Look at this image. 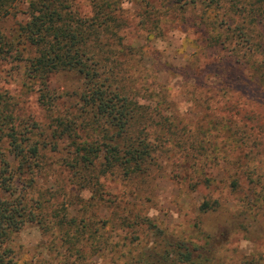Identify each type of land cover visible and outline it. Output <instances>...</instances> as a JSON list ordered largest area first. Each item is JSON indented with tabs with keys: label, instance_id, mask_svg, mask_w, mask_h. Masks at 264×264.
Wrapping results in <instances>:
<instances>
[{
	"label": "trees",
	"instance_id": "1",
	"mask_svg": "<svg viewBox=\"0 0 264 264\" xmlns=\"http://www.w3.org/2000/svg\"><path fill=\"white\" fill-rule=\"evenodd\" d=\"M196 1L204 4L207 13L202 20L208 26L210 47L227 52L223 81L229 70H240L255 99L237 98L231 104L225 100L228 112L220 126L200 123L189 140L187 128L164 107L163 94L145 89L141 95L126 77L123 60L132 46L123 42L121 34L126 24L120 13L122 0H88L87 12L80 0H0V22L25 6L17 38L26 44L18 49L0 28V62L12 63L14 74L25 80L26 92L35 93L51 121L41 128L30 116L20 115L18 101L0 90V264H95V258L118 252L117 259L125 258L123 264H222L213 247H206L215 232L207 229L205 218L222 216L227 219L221 225L224 228L232 225L244 233L255 232L253 222L264 205L262 177L259 173L249 177L246 188L241 182L264 164V106L256 110L260 101L264 105V0H170V4L181 8ZM141 22L147 23L143 18ZM60 73L78 77L71 107H61V94L49 87L50 77ZM235 117L238 123L253 125L255 135L241 128L245 125L233 123ZM197 134L208 139L221 136L214 152L237 170L225 180L232 206L219 196L204 198L192 238L169 234L146 214L128 211L114 218L119 200L106 197L110 193L105 192L101 178L114 175L142 184L155 170L157 152L163 146L173 141L184 146L189 140L193 148L204 151ZM43 151L58 153L51 161L57 162L72 186L70 194L63 189L59 201L60 188L47 189L46 196V189L37 187L51 162ZM201 174L196 176H202L203 184L211 182ZM189 179L195 178L190 175ZM84 190L88 198L81 196ZM25 222L38 225L48 259L16 256L12 237ZM125 228L141 229L153 236L154 244L134 243L132 237L126 242L128 237L121 235L114 241L110 233ZM204 238L206 242L201 243ZM130 245L138 249L136 254H131ZM123 248L127 249L121 252ZM239 264H264V255L254 250L243 255Z\"/></svg>",
	"mask_w": 264,
	"mask_h": 264
},
{
	"label": "rangeland",
	"instance_id": "2",
	"mask_svg": "<svg viewBox=\"0 0 264 264\" xmlns=\"http://www.w3.org/2000/svg\"><path fill=\"white\" fill-rule=\"evenodd\" d=\"M80 1L82 10L87 12L88 0ZM203 6L204 4L200 5L198 1L180 8L177 5L171 6L170 0H122L120 10L126 22L121 31L123 42L132 46L123 60L126 77L139 89L141 95L145 94L143 92L145 89L160 91L167 102L164 107H169L167 109L175 115L176 123L180 122V125L187 128L185 135L189 140L194 137L191 133L198 131L196 126L200 123L207 125L215 122L216 128L220 126L219 121L226 114L225 111L228 112L225 110V100L231 104L237 98L255 99L253 87L246 83L240 70H229L223 81L221 71L228 64L224 61L227 52L224 49L210 47L207 37L208 26L202 20V17L207 15ZM24 10L25 6L15 15H8L0 22L1 30L9 39L15 41L16 47L20 50L26 47V44L17 38V27L24 19L22 15ZM148 14L149 18H145ZM209 14L212 17V13ZM142 18L146 24L141 22ZM223 65L225 67H222ZM11 66L12 63L0 62V90L7 91L18 101L17 109L20 115L30 116L41 128L45 127L51 122L45 109L37 102L35 93L26 92L23 84L25 80L14 74ZM49 81L51 92L61 94L59 99L61 107H71L73 101L70 96L78 86V77L60 73L52 75ZM228 83L229 86H225ZM260 102L262 104H257V111L263 109V101ZM152 103L155 104L153 101ZM166 111L170 114L169 110ZM167 112L164 113L168 114ZM235 119L237 121L233 123L245 125L241 128L255 135L253 125L238 123V119L236 117ZM185 135L183 137H186ZM200 135L197 134L196 138L202 139L204 151L193 148L189 140L186 141V146L176 145L175 141L163 146L162 151L157 152L159 159L155 170L142 184L137 180L127 181L114 175L102 177L103 188L106 193H110L106 197L119 200V206L114 210V218L125 216L128 211L146 214L154 217L169 234L171 232L176 237L192 238L195 231L194 222H197L201 214L198 207L204 198L219 196L230 208L233 198L227 192L225 180L237 170L229 160L219 159V155L214 152L213 147L221 142L220 134L217 137L213 135L210 139L208 135ZM65 143L60 142V145ZM195 144L200 145L196 143V139ZM44 153L47 162L56 160L54 157L58 155L48 151ZM212 157L214 159H211ZM45 168L37 181V187L46 189L44 190L46 196H49L47 189L54 190L57 187L60 188V194L56 196L58 201L62 199L65 191L66 194L72 193V186L67 183L65 172L57 162L51 161L50 166ZM258 168L254 172L250 169H239L244 173L252 172L246 176L247 178L242 177L243 187H247L249 177L254 179L256 173L261 174L262 181L259 185L264 186V164ZM200 172L209 177L211 182L203 184L202 176L199 177V182L196 174ZM190 175L195 178L192 182H189ZM81 196L88 198L89 192L84 190ZM99 211L100 215L104 213ZM226 220L225 217L217 215L204 219L207 229L215 232L207 239L209 244L206 247H213L220 263L239 264L243 255H248L254 250L264 255V205L257 211L256 221L253 222L255 232L251 231V234L244 233L232 225H226L224 228L221 225L226 224ZM131 229L117 230V233L112 231L110 235L114 236V241L119 240L118 235H121L128 237L126 242L132 237L135 239L134 243L154 244L153 236H146L141 229ZM44 239L37 224L25 222L12 237L11 245L21 260L37 255L48 259V254L43 249ZM204 242L205 238L201 240V243ZM129 247L132 255L137 253L138 249L136 250L135 246ZM126 249H121V252ZM119 255L120 252L116 255L107 254L95 258L94 261L95 264H111L114 260L118 264H123L125 258L117 259Z\"/></svg>",
	"mask_w": 264,
	"mask_h": 264
}]
</instances>
